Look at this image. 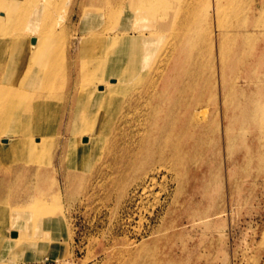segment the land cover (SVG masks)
<instances>
[{
    "label": "rangeland",
    "instance_id": "rangeland-1",
    "mask_svg": "<svg viewBox=\"0 0 264 264\" xmlns=\"http://www.w3.org/2000/svg\"><path fill=\"white\" fill-rule=\"evenodd\" d=\"M137 1L125 0L131 7ZM187 2L189 0L182 3L184 25L188 31L196 33V44L199 42L197 48L204 58H208L210 53V36L215 47L217 34L226 32L221 45L223 48L232 46L231 55L244 41L242 50H245L240 53V61L233 65L234 57L230 55L224 67V76L228 81V96L223 103L228 107L226 115L222 116L218 90L212 103L208 101L209 95L205 89L201 102L205 105L199 108L205 112L189 118L185 108L191 102V95L181 94L170 102L147 99L148 80L138 83L134 79L129 80L124 85L125 90L116 94L118 109L113 115V129L107 136L109 142L105 144V149L97 150L98 158L90 160V168L84 173L86 176L78 186H74L72 192L67 191L72 184L64 177L68 171L64 158L59 163L55 158L52 161L63 220L62 228L49 231L46 236V240L53 237L55 244L49 245L38 255L34 248H28L24 254L14 257L10 252L0 251V264H264V0H195L191 12L186 10ZM113 3V0H100L94 4L99 11L92 23L95 30H101L100 27L107 23L113 24L107 18V5L115 6ZM206 3L210 9H204ZM215 3L219 5L217 16L211 9ZM77 5V0H56L53 5L55 14L47 23L49 34L58 36L62 33L65 47L76 60L80 49L78 41L85 36L78 25ZM202 7L204 11L200 12ZM146 13L150 15L153 12L147 10ZM164 13L163 10L159 11L156 17L169 25L170 21H164L162 17ZM167 30L166 26L156 32L154 43H157V47L152 61L148 63L151 70L148 71L149 76L155 68L163 65V54L170 41L166 36ZM237 31L244 32L243 40L232 37ZM85 48L87 52L98 53L99 47L93 43ZM245 69L249 77L247 84L238 80L237 84L243 88L240 95L231 80ZM57 83L58 80L53 86H58ZM243 97L252 100L251 109L255 103L260 111L252 112L243 119L233 108V104ZM151 107L168 108L171 115L176 117H173L172 128L159 134L161 141L151 142L152 136H155L150 131L151 126L149 128L147 125ZM231 110L237 114L234 122L230 116ZM214 113L217 115L216 125L210 123ZM194 121L204 123L205 128L194 129ZM182 132L185 133L182 135ZM112 135L115 136L114 140ZM63 136L59 139L62 145L68 138L67 135ZM9 201L13 217L18 213L17 209L14 210L17 208L16 200L10 198ZM8 227L18 229L11 224ZM5 229V237H12L11 231ZM36 256L38 258L35 259Z\"/></svg>",
    "mask_w": 264,
    "mask_h": 264
},
{
    "label": "bare ground",
    "instance_id": "bare-ground-1",
    "mask_svg": "<svg viewBox=\"0 0 264 264\" xmlns=\"http://www.w3.org/2000/svg\"><path fill=\"white\" fill-rule=\"evenodd\" d=\"M113 1L115 6L109 7L107 5V18L110 19L108 22H113V24L108 25L109 23H107L104 27L101 26L100 29L104 32L99 30V33L98 30H95L96 27L93 28L94 24L92 23L97 19V12H99L97 11L98 7L94 4H98L100 0H77L78 25L85 36H82L78 41V48L80 49L78 50L79 55L76 56L79 58L76 60L68 52L69 49L65 47L62 33L60 32L61 34L55 36L49 34L47 30L50 28L49 24L47 25L48 20L55 14L53 5L56 0H0L1 252H10L14 257L24 254L28 248H34L36 255H38V253L45 251L49 245L55 244L56 241L53 237L46 240V236L49 231L62 228L63 220L60 216L62 207L58 194L59 190L57 191V179H55L56 170L52 166V161L55 158V161L59 163L64 158L68 168L64 177L72 184L67 191L72 192L74 186H78L86 176L84 173L90 168V160L98 158L97 150L103 149L105 144L109 142L107 136L113 129V115L118 109L116 94L125 90L124 85L129 80L134 79L136 83L140 80H148L146 85L149 88V95H145L147 99L170 102L176 99L178 95H191V102H188L187 108H185L189 118L191 115L195 117L197 113L205 112L199 110L201 106L205 105L201 104L205 89L209 95L208 101L210 100L212 103L215 101V94L218 90L222 101V116L226 115L228 107L223 106V103L228 96L226 83L228 81L224 76V67L226 59L231 55L232 47L228 45L223 48L221 45L226 32L217 34L215 47L212 45L210 36V53L208 58H204L197 48L199 42L196 44V33L188 31V27L184 25L183 0H138L133 7L128 5L125 0ZM205 1L207 2V0ZM193 4H195V0H189L186 3L188 12L192 11ZM204 9H210L208 3ZM204 9L202 7L199 11L203 12ZM211 9L213 14L217 16L219 5L215 3ZM147 10L153 13L148 15ZM162 10L165 12L162 17L164 21H170L169 25H165L160 18L156 17L158 12ZM166 26L168 28L166 36L170 38V41L163 54V65L155 68L153 74L149 76L148 71L151 70L148 68V63L154 57L157 47V43H154L157 38L156 32ZM233 36L243 40L244 32L237 31L232 34ZM243 42H240L236 51L231 55L234 57L233 65L240 61V53L245 50H242ZM93 43L98 45V53L85 50L87 45ZM246 71L245 69L241 74L234 75L231 80L240 95L243 94V88L237 83L241 79L247 84L249 75ZM180 78L184 79L180 81ZM56 80H58V86L54 87L53 83ZM231 95L233 94L231 93ZM251 102L252 100L248 97H243L241 101H236L233 104V108L237 109L238 114L244 119L252 112L260 111V107L255 103L251 109ZM249 104L250 108L248 107ZM129 110L131 109L129 108ZM216 114L210 122L215 123V125L217 123ZM236 115L232 110L230 111L233 122ZM148 116L147 125L149 128L151 126L150 131L155 133L151 142L161 141L160 135L172 128L173 117L175 116L171 115L170 109L159 107H151ZM194 122L192 124L194 129L202 130L205 128L204 123ZM228 122L231 125V121ZM207 125L210 126V124ZM184 133L182 132V135ZM63 135H67L68 138L64 140L62 145V142L59 144V139ZM114 137L112 135V140ZM135 151L139 152V150ZM146 167L149 166L146 165ZM10 198L16 200L17 208L14 207L15 209H13H17L18 212L13 217L10 214L11 207L8 206ZM10 224L18 227V229L9 228L8 225ZM5 228L11 231L12 237H7L8 239L5 237ZM14 232L16 233L15 236Z\"/></svg>",
    "mask_w": 264,
    "mask_h": 264
}]
</instances>
